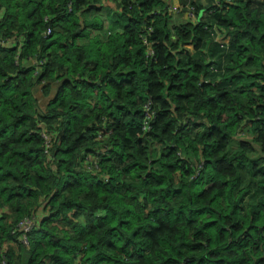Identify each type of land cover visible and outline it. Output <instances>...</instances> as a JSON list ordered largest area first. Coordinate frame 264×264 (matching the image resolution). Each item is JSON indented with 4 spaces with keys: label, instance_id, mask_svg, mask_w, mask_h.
<instances>
[{
    "label": "trees",
    "instance_id": "1",
    "mask_svg": "<svg viewBox=\"0 0 264 264\" xmlns=\"http://www.w3.org/2000/svg\"><path fill=\"white\" fill-rule=\"evenodd\" d=\"M114 1L0 0V264H264V0Z\"/></svg>",
    "mask_w": 264,
    "mask_h": 264
},
{
    "label": "built area",
    "instance_id": "2",
    "mask_svg": "<svg viewBox=\"0 0 264 264\" xmlns=\"http://www.w3.org/2000/svg\"><path fill=\"white\" fill-rule=\"evenodd\" d=\"M217 3H218V0H214L213 4H217ZM180 6L181 5H177L176 3L169 4V1L166 0V9L169 10V11L179 12ZM184 8L186 9L184 11L185 12V15H184L185 18L194 20L195 14L193 12L192 5L188 4ZM201 14L202 15H206V14L212 15L213 12L203 10L201 12ZM209 30H211V34L213 36V39L216 42H218L220 44H226L227 35H225L224 32H221L220 30H218V28H216V26H214L213 21H212V25L209 28ZM44 32H45V34H48L50 32V29L46 28ZM144 42H146V40H144ZM144 107L146 109V112H145L146 116H145V119L143 121L142 128L145 130L148 127L147 126V120L151 117L152 112L149 110L148 104H146ZM41 137L44 139L45 147H47L48 146V136H47V134L41 132ZM35 222H36V217H34L33 215L23 217L20 221H18L17 227L20 229L19 242L23 246L27 245V232L35 225ZM1 264H4V263L1 262Z\"/></svg>",
    "mask_w": 264,
    "mask_h": 264
},
{
    "label": "crops",
    "instance_id": "3",
    "mask_svg": "<svg viewBox=\"0 0 264 264\" xmlns=\"http://www.w3.org/2000/svg\"><path fill=\"white\" fill-rule=\"evenodd\" d=\"M101 3L104 4L105 6L107 7H112L114 8V4H115V1L114 0H101ZM201 3L203 4L204 3V0L201 1ZM228 39V38H227ZM184 49L187 51V52H192V46L191 44H186L183 46Z\"/></svg>",
    "mask_w": 264,
    "mask_h": 264
},
{
    "label": "rangeland",
    "instance_id": "4",
    "mask_svg": "<svg viewBox=\"0 0 264 264\" xmlns=\"http://www.w3.org/2000/svg\"><path fill=\"white\" fill-rule=\"evenodd\" d=\"M168 1H169V4H171V3H172V4H173V3H176V0H168ZM36 95L39 96L38 93H36ZM40 102H41V101H40Z\"/></svg>",
    "mask_w": 264,
    "mask_h": 264
}]
</instances>
